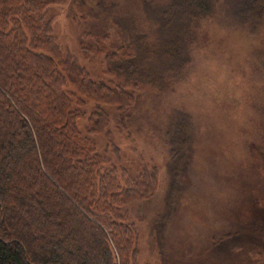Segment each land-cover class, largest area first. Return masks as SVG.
Listing matches in <instances>:
<instances>
[{"label": "trees", "instance_id": "trees-1", "mask_svg": "<svg viewBox=\"0 0 264 264\" xmlns=\"http://www.w3.org/2000/svg\"><path fill=\"white\" fill-rule=\"evenodd\" d=\"M62 1L0 0V264H137L138 233L127 207L151 198L158 173L132 179L110 167L94 137L109 125L106 107L126 111L134 105L128 84L165 92L183 75L193 27L213 4L142 0L157 26L155 57L123 22L116 23L128 31L134 58H125L108 35L95 37L97 51H108L118 63L114 71L126 80L111 85L92 80L75 57L61 54L46 11ZM230 2L235 22H264V0ZM73 3L81 15L85 1ZM86 101L95 105L87 137L79 124ZM175 121L170 206L177 203L191 144L188 118L177 112Z\"/></svg>", "mask_w": 264, "mask_h": 264}, {"label": "rangeland", "instance_id": "rangeland-1", "mask_svg": "<svg viewBox=\"0 0 264 264\" xmlns=\"http://www.w3.org/2000/svg\"><path fill=\"white\" fill-rule=\"evenodd\" d=\"M84 1L81 15L73 0L47 9L52 37L92 80L125 85L114 71L116 59L97 51L95 37L108 35L125 58H134L120 21L131 35L144 37L143 46L155 57L157 26L142 0ZM211 2L212 13L193 27L191 62L183 75L165 92L128 84L134 105L126 111L106 107L109 125L94 137L110 167L132 179L158 173L151 198L127 207L138 233L137 264H264V22L241 25L230 0ZM94 107L86 101L81 110L86 137ZM177 112L189 120L191 144L177 203L170 206Z\"/></svg>", "mask_w": 264, "mask_h": 264}]
</instances>
